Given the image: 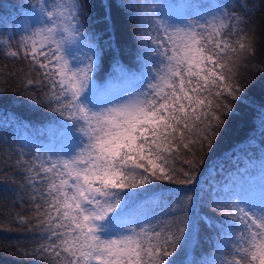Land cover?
I'll use <instances>...</instances> for the list:
<instances>
[{
  "label": "snow or ice",
  "instance_id": "snow-or-ice-1",
  "mask_svg": "<svg viewBox=\"0 0 264 264\" xmlns=\"http://www.w3.org/2000/svg\"><path fill=\"white\" fill-rule=\"evenodd\" d=\"M28 9L0 53L27 66L24 91L39 88L60 117L48 129L58 146L12 141L32 255L41 264H264V185L208 190L204 179L244 106L264 151V96H249L241 72L256 55L264 0H34ZM118 16L137 23L134 67L121 60ZM106 61L112 72L100 83Z\"/></svg>",
  "mask_w": 264,
  "mask_h": 264
},
{
  "label": "trees",
  "instance_id": "trees-1",
  "mask_svg": "<svg viewBox=\"0 0 264 264\" xmlns=\"http://www.w3.org/2000/svg\"><path fill=\"white\" fill-rule=\"evenodd\" d=\"M176 1L180 4L210 5L212 0ZM33 2L34 0H0V37L6 38L19 32L20 26L29 16L28 5ZM136 2L151 4L153 0ZM116 24L126 46L121 57L122 63L134 67V56L129 52L135 50L137 23L118 16ZM254 27L256 55L246 61V69L242 68L241 72L246 78L249 96L259 101L264 96V10L256 16ZM27 71L23 62L0 53V264H41L39 258L32 255L36 239L35 234L29 231L31 225L21 224L17 219L18 215L30 217L32 213L28 203H20L18 193L13 190L19 184L21 176L13 167L16 157L12 141L18 136H30L45 144L59 145L58 134L53 136L48 129L55 128L60 117L48 109L39 88H34L31 92L24 91L22 78ZM111 72V63L106 61L98 78L99 82L103 83ZM29 96H35L41 103L35 104L28 99ZM255 117L256 113L244 106L239 119L228 118L226 131L222 130L215 155L205 169L206 189L223 190L226 186L230 189H249L255 185H264V151L261 150L259 122ZM21 120L27 127H18ZM208 251V245L205 244L203 252ZM199 254L198 249L197 255Z\"/></svg>",
  "mask_w": 264,
  "mask_h": 264
},
{
  "label": "rangeland",
  "instance_id": "rangeland-1",
  "mask_svg": "<svg viewBox=\"0 0 264 264\" xmlns=\"http://www.w3.org/2000/svg\"><path fill=\"white\" fill-rule=\"evenodd\" d=\"M155 2L162 4V5H173V6L180 4V2H178L176 0H155ZM218 2H219V0H212L210 5L214 4V3H218ZM260 186L261 185H255V186L250 187L249 189H255L258 192L260 189Z\"/></svg>",
  "mask_w": 264,
  "mask_h": 264
}]
</instances>
